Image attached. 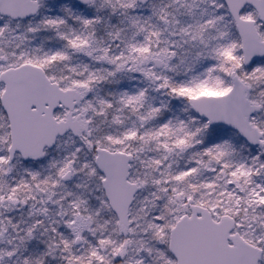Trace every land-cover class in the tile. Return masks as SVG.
Here are the masks:
<instances>
[{
    "label": "snow or ice",
    "instance_id": "snow-or-ice-1",
    "mask_svg": "<svg viewBox=\"0 0 264 264\" xmlns=\"http://www.w3.org/2000/svg\"><path fill=\"white\" fill-rule=\"evenodd\" d=\"M0 264H264V0H0Z\"/></svg>",
    "mask_w": 264,
    "mask_h": 264
}]
</instances>
